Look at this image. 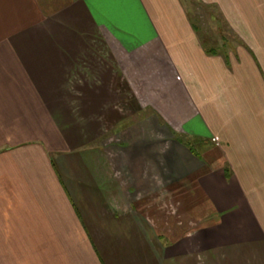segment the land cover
Returning <instances> with one entry per match:
<instances>
[{"label":"crops","instance_id":"obj_1","mask_svg":"<svg viewBox=\"0 0 264 264\" xmlns=\"http://www.w3.org/2000/svg\"><path fill=\"white\" fill-rule=\"evenodd\" d=\"M194 1L0 0V264H264V0Z\"/></svg>","mask_w":264,"mask_h":264},{"label":"rangeland","instance_id":"obj_2","mask_svg":"<svg viewBox=\"0 0 264 264\" xmlns=\"http://www.w3.org/2000/svg\"><path fill=\"white\" fill-rule=\"evenodd\" d=\"M185 5L189 17L196 26L199 36L205 46L212 47L217 51L219 46L223 45L224 40L222 38H226L227 41H230V37H226L225 28L214 10L203 7L194 0H185ZM190 145H192V141Z\"/></svg>","mask_w":264,"mask_h":264},{"label":"trees","instance_id":"obj_3","mask_svg":"<svg viewBox=\"0 0 264 264\" xmlns=\"http://www.w3.org/2000/svg\"><path fill=\"white\" fill-rule=\"evenodd\" d=\"M213 49H210L209 51H212ZM188 150L192 153L195 154L194 151L187 145Z\"/></svg>","mask_w":264,"mask_h":264}]
</instances>
